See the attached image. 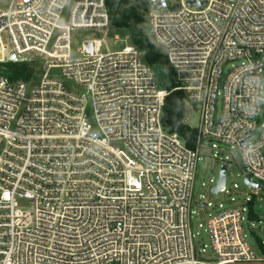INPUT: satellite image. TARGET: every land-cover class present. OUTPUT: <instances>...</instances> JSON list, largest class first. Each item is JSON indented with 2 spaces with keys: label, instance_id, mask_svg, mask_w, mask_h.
I'll use <instances>...</instances> for the list:
<instances>
[{
  "label": "built area",
  "instance_id": "2783aa9c",
  "mask_svg": "<svg viewBox=\"0 0 264 264\" xmlns=\"http://www.w3.org/2000/svg\"><path fill=\"white\" fill-rule=\"evenodd\" d=\"M146 22L171 90L133 45L89 40L73 57L72 32L111 27L105 0H0V65L41 62L35 81L0 74V264H264V241L243 230L264 189V0H148ZM172 92L199 115L192 147L163 123ZM213 141L261 188L227 189L220 160L230 208L218 204L196 250L192 218L212 206L193 209L196 165L225 152Z\"/></svg>",
  "mask_w": 264,
  "mask_h": 264
},
{
  "label": "rangeland",
  "instance_id": "374dc122",
  "mask_svg": "<svg viewBox=\"0 0 264 264\" xmlns=\"http://www.w3.org/2000/svg\"><path fill=\"white\" fill-rule=\"evenodd\" d=\"M89 40H103L101 53L107 51H121L130 44L128 34L121 29H112L109 27V30L106 33L103 32L99 34L91 31H75L71 34L73 57L77 56L76 52L80 45L84 41ZM238 64L239 62H230L224 65L222 67V76H226L230 72L232 66H237ZM17 65H21L18 67H25L29 71L28 76L24 80H37V74H39L41 69V62L39 60H35L33 63H20ZM152 74L156 89L158 91H167L168 74L166 69L161 66L152 67ZM262 85H264V76H262ZM221 111L222 102L221 99H218L215 105V123L218 122V119L221 116ZM183 124L192 129H197L199 127V115L186 107L183 112ZM258 134L259 130L256 132V136ZM211 143H215L220 150L225 152L219 154L215 158L213 157L214 152H205L200 156V160L196 165V178L193 183V209H199L200 203L205 200L212 205L211 207L200 211L199 216H193L192 218L193 245L196 250L201 249L203 245L209 246L207 220L210 216H214L222 211L218 208V204H223V210L230 208V197L223 196L222 194L212 195L210 190L213 187V184H209V180L213 179L215 181L217 179L219 168L222 165L220 160H223L225 157L231 159L232 168L227 173V189L230 187L232 188L234 184H237L241 189H233L235 192H240L244 195L248 193L252 194V189L244 187L242 173L235 160L239 158V154L236 151L231 150L228 146L216 141ZM203 144L207 146L210 145V143L206 141H204ZM256 195L259 199H262V202L255 201L253 205V212L256 214L257 218L249 222H243V230L247 235V242L252 248L257 247L258 241H264V189L257 191ZM231 197L238 198V195L233 194ZM198 225H201L200 228ZM251 231L253 233H251Z\"/></svg>",
  "mask_w": 264,
  "mask_h": 264
},
{
  "label": "trees",
  "instance_id": "16d2710c",
  "mask_svg": "<svg viewBox=\"0 0 264 264\" xmlns=\"http://www.w3.org/2000/svg\"><path fill=\"white\" fill-rule=\"evenodd\" d=\"M105 8L112 29L124 30L130 43L144 53V59L150 67H164L168 74V90L175 87V79L164 55L150 42L146 22L148 0H105ZM17 64L0 65V74L11 80L25 79L28 69ZM183 94L170 93L164 101L162 109L163 123L172 132L182 137L188 147H192L197 133L183 124Z\"/></svg>",
  "mask_w": 264,
  "mask_h": 264
},
{
  "label": "water",
  "instance_id": "95a60500",
  "mask_svg": "<svg viewBox=\"0 0 264 264\" xmlns=\"http://www.w3.org/2000/svg\"><path fill=\"white\" fill-rule=\"evenodd\" d=\"M229 1H231V0H229ZM163 6H164V3L162 2L156 8L159 9V8H161ZM129 45L131 46L132 44L130 43ZM28 60H29L28 57H26L24 59H16L13 55H11L10 58H9V61L13 62V63H24V62H28ZM225 170H226V168L224 166L219 169L218 177H217L215 186L211 189V194L212 195L218 194L219 191L223 188L224 182H225ZM244 184L247 185V186H251L254 189H260L261 188L259 185H255V184L249 183L247 178L244 179Z\"/></svg>",
  "mask_w": 264,
  "mask_h": 264
},
{
  "label": "crops",
  "instance_id": "0c3cea01",
  "mask_svg": "<svg viewBox=\"0 0 264 264\" xmlns=\"http://www.w3.org/2000/svg\"><path fill=\"white\" fill-rule=\"evenodd\" d=\"M238 264H261V263H238Z\"/></svg>",
  "mask_w": 264,
  "mask_h": 264
}]
</instances>
